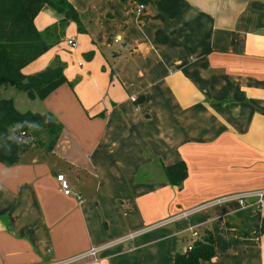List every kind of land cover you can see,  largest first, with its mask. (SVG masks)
Segmentation results:
<instances>
[{
  "label": "crops",
  "instance_id": "obj_1",
  "mask_svg": "<svg viewBox=\"0 0 264 264\" xmlns=\"http://www.w3.org/2000/svg\"><path fill=\"white\" fill-rule=\"evenodd\" d=\"M71 1L86 27L66 29L77 65L57 44L23 68L64 64L67 82L30 110L53 113L63 130L52 151L0 161V264L62 261L105 244L74 264H174L205 236L215 255L200 264H264V202L178 217L264 189V0H152L139 13L133 0H99L95 30L84 15L96 0ZM179 162L187 176L176 185L165 167Z\"/></svg>",
  "mask_w": 264,
  "mask_h": 264
},
{
  "label": "trees",
  "instance_id": "obj_2",
  "mask_svg": "<svg viewBox=\"0 0 264 264\" xmlns=\"http://www.w3.org/2000/svg\"><path fill=\"white\" fill-rule=\"evenodd\" d=\"M133 1L144 5L152 0ZM45 6L55 9L61 19L40 30L35 18ZM71 22L77 24L80 32H86L81 14L71 0H0V87L8 83L30 99H45L66 83L64 64L60 61L29 75L23 68L59 44ZM62 130L63 124L53 113L21 111L13 98H0V161L3 164L18 163L22 154L33 146L52 151ZM27 136L33 139L28 142ZM165 173L171 183L178 185L187 176V166L184 162L169 165ZM214 255L213 239L205 236L194 240L190 250L178 253L174 264H200Z\"/></svg>",
  "mask_w": 264,
  "mask_h": 264
},
{
  "label": "built area",
  "instance_id": "obj_3",
  "mask_svg": "<svg viewBox=\"0 0 264 264\" xmlns=\"http://www.w3.org/2000/svg\"><path fill=\"white\" fill-rule=\"evenodd\" d=\"M143 6H144L143 4H139V7L137 9L138 13L142 10ZM69 44L71 46H76L75 39L70 38ZM133 101H136V97H134V96H133ZM57 179L60 182V185H61V188L63 189V191L67 195L71 194L72 189H71L70 183L67 180V178L65 177V175L64 174H58ZM250 199L254 200L253 204H255L257 207L262 206V204L264 202V189H259V190L244 192V193H235V194L225 195V196L216 198L207 204H203L200 207L194 208L193 210L183 212V213L179 214L178 217L183 218L192 212H196V211L203 209V208H206L210 205L223 203V202H229V201H235L240 206H246L248 203V200H250ZM141 232H142V230H137L135 232H132V233L120 238L117 242L110 243V246L113 244H116V243H123L125 241L131 240V239L135 238L137 235H139ZM195 234H196L195 232H192L193 236H195ZM107 245L108 244H105L104 246H101V247H98V246L93 247L88 252L79 254L77 256H74L73 258H69V259L62 260V261H50V262H46L43 264H74V263H77L79 260H81L85 257H88V256H92L94 259H97L98 252H100L102 249L106 248ZM190 249H191V244L187 246V250H190Z\"/></svg>",
  "mask_w": 264,
  "mask_h": 264
},
{
  "label": "rangeland",
  "instance_id": "obj_4",
  "mask_svg": "<svg viewBox=\"0 0 264 264\" xmlns=\"http://www.w3.org/2000/svg\"><path fill=\"white\" fill-rule=\"evenodd\" d=\"M98 3H99V0L94 1V3L87 2L88 14L84 15V20L86 21V24L87 22L89 23V28L91 30L99 29L101 25V16L103 14L102 10L104 8L98 7ZM47 11H51L53 14L60 15L55 9H53L50 6L43 7V9L39 12L41 15L39 17L40 19H38V22H37L38 25L42 27L41 30H44L47 27V24L49 23L48 17H47ZM50 24H48V26ZM68 38H69V35L67 36V39L65 42L63 39L61 42H59V44L62 45L61 46L62 50L68 51L71 54L69 55L71 56L69 58V62L77 65L79 59L78 58L76 59L75 57H73L72 55L73 48L72 46L68 45ZM0 98H14L16 106L21 111L34 110L36 109V106L39 104L38 100L33 101L32 99L28 97V95L25 92L18 90L16 87L10 84H6L0 87ZM26 139H29L28 140L29 142L33 139V137L27 136Z\"/></svg>",
  "mask_w": 264,
  "mask_h": 264
}]
</instances>
